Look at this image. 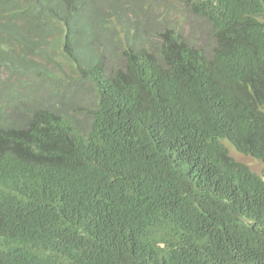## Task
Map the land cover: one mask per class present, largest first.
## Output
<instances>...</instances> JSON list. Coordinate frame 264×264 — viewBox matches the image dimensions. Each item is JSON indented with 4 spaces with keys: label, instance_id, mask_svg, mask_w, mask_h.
Returning <instances> with one entry per match:
<instances>
[{
    "label": "trees",
    "instance_id": "1",
    "mask_svg": "<svg viewBox=\"0 0 264 264\" xmlns=\"http://www.w3.org/2000/svg\"><path fill=\"white\" fill-rule=\"evenodd\" d=\"M62 1L0 0V264H264V0H126L93 63Z\"/></svg>",
    "mask_w": 264,
    "mask_h": 264
},
{
    "label": "rangeland",
    "instance_id": "2",
    "mask_svg": "<svg viewBox=\"0 0 264 264\" xmlns=\"http://www.w3.org/2000/svg\"><path fill=\"white\" fill-rule=\"evenodd\" d=\"M52 1V0H49ZM62 0H57V2H60V7L62 10L65 9V2H61ZM79 1V7L76 15H74L72 19V25L75 29L74 35H75V44L74 47L82 54V57L86 59V63L94 62L95 61V53L100 47H106V50H113L118 48V43L115 40V34L117 30L116 24H114V27H110L111 25L109 23H105L104 20H102L103 17L107 16L109 8L112 6H118L122 7L124 9V2L126 0H78ZM134 6H137L138 0H133ZM158 0H151V2H157ZM142 11L139 14L140 18L146 19L151 13V9L146 11V8L144 6H141ZM155 9V8H154ZM148 13H146V12ZM154 13L156 14V11L154 10ZM145 14V15H144ZM116 15H119V13L116 11ZM141 15V16H140ZM180 15V12L171 11L169 13V20L173 21L178 18ZM122 16V20L124 22L134 21V15L132 13L127 14L126 12L120 14ZM108 17V16H107ZM106 17V18H107ZM139 18V20H140ZM181 23L188 29L187 31H191V34H194V39L196 41L200 38V31L202 30V25L197 22L196 24H193L192 19L190 17H185V19H181ZM192 37V36H191ZM4 77L6 75L4 74ZM79 84V83H78ZM78 84L74 86L78 91L83 93H86L88 91V85H82L81 89H79ZM68 87H71L67 85ZM229 154L233 158H235L237 161L243 162L247 164L253 171L257 173L262 172V166L259 162L254 161L250 157L243 156L242 154L236 152L233 148H229ZM264 179V178H263Z\"/></svg>",
    "mask_w": 264,
    "mask_h": 264
}]
</instances>
